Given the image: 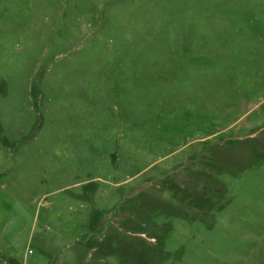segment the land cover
Masks as SVG:
<instances>
[{
    "label": "rangeland",
    "instance_id": "rangeland-1",
    "mask_svg": "<svg viewBox=\"0 0 264 264\" xmlns=\"http://www.w3.org/2000/svg\"><path fill=\"white\" fill-rule=\"evenodd\" d=\"M0 264H264V0H0Z\"/></svg>",
    "mask_w": 264,
    "mask_h": 264
}]
</instances>
